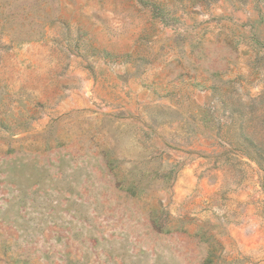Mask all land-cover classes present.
I'll list each match as a JSON object with an SVG mask.
<instances>
[{"label":"rangeland","instance_id":"obj_1","mask_svg":"<svg viewBox=\"0 0 264 264\" xmlns=\"http://www.w3.org/2000/svg\"><path fill=\"white\" fill-rule=\"evenodd\" d=\"M0 264H264V0H0Z\"/></svg>","mask_w":264,"mask_h":264}]
</instances>
